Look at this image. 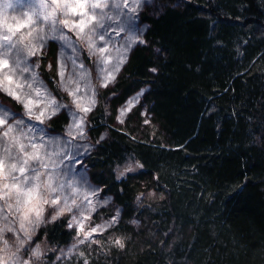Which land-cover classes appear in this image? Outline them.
Returning <instances> with one entry per match:
<instances>
[{
	"label": "trees",
	"instance_id": "obj_1",
	"mask_svg": "<svg viewBox=\"0 0 264 264\" xmlns=\"http://www.w3.org/2000/svg\"><path fill=\"white\" fill-rule=\"evenodd\" d=\"M140 20L144 43L101 91L87 133L88 177L120 209L126 244L105 243L89 264H264V0H154ZM57 50L40 70L63 98L47 69ZM139 92L140 108L117 124ZM67 224L46 223L38 239L68 246Z\"/></svg>",
	"mask_w": 264,
	"mask_h": 264
},
{
	"label": "snow or ice",
	"instance_id": "obj_2",
	"mask_svg": "<svg viewBox=\"0 0 264 264\" xmlns=\"http://www.w3.org/2000/svg\"><path fill=\"white\" fill-rule=\"evenodd\" d=\"M113 7L116 10L112 13L114 16L126 15L121 5ZM106 8L109 5L104 0H11L0 6V92L21 104L28 120L35 119L44 124L45 119H51L67 108L66 105L57 103L53 96L47 99L38 113L34 112V108L39 107L42 100L34 101L33 92L39 97H44L45 93L39 86L35 71L38 64L30 63L29 58L42 54L49 41H52L60 49L57 75L64 83V90L73 97L77 111L85 114L80 116L68 109L71 114L66 135L72 140L77 137L85 139L87 113L95 107V99L93 93V97L88 100L90 106H82L79 102L81 98L76 97V92L80 90L79 80L87 78V86L91 89L87 68L79 59L81 46L88 49L90 57H97V79L102 81V87H107L115 80V74L126 62L130 49V44L127 43L120 48L116 47L113 26L105 23L112 19L109 12L105 11ZM135 8V0L131 5H123V9L128 12L135 11ZM9 9L18 15L9 18L6 15ZM134 19L127 17L126 30L129 32L136 31ZM121 30L125 28L121 26ZM68 33L73 35L69 36ZM115 35L119 36V31ZM139 42L144 43L142 39ZM109 45L119 53L115 64L112 63L111 55L106 56L110 50ZM68 62H71L72 72L65 81L64 73ZM51 67L50 64L49 69ZM77 68L84 71L78 76L75 91L69 90L68 85L73 83V73H76ZM150 71L156 72V69L152 68ZM142 94L141 92L140 95ZM127 103L128 107L121 109L117 116L121 124L124 123L126 112L134 106L131 99ZM145 123L149 121L145 120ZM10 133L15 134L10 136ZM72 140H65L63 144H57L54 140L50 142L46 128L28 124L7 104L0 103V264H31V258L20 255L22 250L25 254L30 251L31 257L40 260L42 253L39 244L34 247L29 245L28 248L24 245L31 241V233L41 223L55 221L65 213H72L67 227L76 228L74 238L77 244L73 245L74 248L85 243L89 246L99 244L100 241L94 236L103 234L117 222V217H113L104 224L89 226L88 222L96 209L91 197H98L100 190L81 181V185H86L88 189L81 192L76 184L63 178L65 171L61 165L65 158L83 163L77 159L81 155L80 145L73 144ZM137 167L142 168L143 165L137 162ZM127 170L133 169L129 166ZM45 206L54 209L47 219L43 216ZM13 238L15 243H10ZM113 243L120 249L125 247L121 238H116ZM79 255L82 264H89L83 251ZM56 259L60 260L61 257L57 256Z\"/></svg>",
	"mask_w": 264,
	"mask_h": 264
},
{
	"label": "rangeland",
	"instance_id": "obj_3",
	"mask_svg": "<svg viewBox=\"0 0 264 264\" xmlns=\"http://www.w3.org/2000/svg\"><path fill=\"white\" fill-rule=\"evenodd\" d=\"M153 1L154 0H143V2L141 3V0H135V3H136L135 11L128 12L126 9H123V5L125 3L131 5L133 3V0H104V2L109 5V8H106L105 11L109 12V15L112 16V19L106 20L105 23H106V25L111 24L113 26L112 34H113L114 41L116 42V47L120 48L122 45H124L126 43L130 44V49L127 52L126 62L121 66L120 71L115 74V80L112 81L111 83H109L107 87H102L101 86L102 81L97 79V57L96 56L90 57L88 49L86 47H84L83 45L81 46L82 51H81V54L79 55V59L81 61H83L85 67L87 68L88 77H90V80H91V89L87 86V84H88L87 78L85 80H79V89L80 90L76 92V97L81 98L79 100V102L82 104V106H90V105H88V100L93 97V93H94V99H95V107L92 109L91 112L87 113V119L85 122V139L81 140L79 137H77V139L72 140L71 137L66 135L68 125L70 123V114H71L68 111V109H71V111H73V112H77V114L80 116H83L85 114L83 112L77 111L75 104L73 103V97L69 96L68 91L64 90V83L61 81L60 77L57 75V61H58V56L60 55V49L58 48V46L55 42L49 41L47 49L42 54L29 58L30 63L35 62L38 64V67L35 69V71L38 74V80L40 82L39 86H40L42 92L45 93L44 97H39L35 94V92H33L32 99L34 101L35 100H42L40 106L37 108H34V112L38 113L40 111V109L45 106V103H47V99H49L53 96L56 98L57 103H59L61 105H66L67 108L62 109L58 114L52 116L51 119H45L44 124H40L39 121H37L35 119L28 120V117L26 115H24L25 110L22 107V105L18 104L15 100H12L11 97L5 95L3 92H0V103L7 104L8 107H10L14 112H16L17 114L22 116L28 124L33 125L36 128H46L47 136H48L50 142L54 140L57 142V144H63V142L65 140H72L73 144L80 145L79 152L81 153V155H79L77 157V159L82 160L83 163H75L70 158H65V160L63 161V163L61 165V168L65 171V175L63 178L65 180H68V181L76 184L81 192H85L88 190L86 185H91L92 187H95V188L100 190L98 193V197L97 196L91 197L93 204L96 205V209L91 215V220L88 222L89 226L96 225V224H104V223L110 221L113 217H117V222L112 227H109L106 231L103 232V234H99V235L94 236L95 239L100 241L99 244H92L89 246L87 243H85V244L78 245V247H76V248L73 247V245L77 244V240L74 238L75 232H76L75 226L73 228H71V231L73 232V235H74L72 242L68 246H66L62 249H55V248L50 247L46 241L38 239V235H39L38 233H39L40 228L46 224V223H41L39 225V227H37L35 229V232L31 233V236H32L31 241H29L28 243H26L24 245L25 248H28L29 245L34 247L35 244H39L40 250L42 253L40 260H35L34 257H31L30 251L27 254H25V252L22 250L20 253V255L25 256V258H31V264H82V258L79 255L80 251L84 252L85 257L88 259V261L90 263V258H89L90 254L98 251V249L101 246H104L105 243L107 246L116 247L114 245L113 241L116 238H121V239H123L124 244H126V239L118 233L120 231V230H118L119 229L118 228L119 222L121 219L120 209L116 210V208L113 204V198L109 195L104 194L102 188L93 184L90 181L88 174H87L86 161L89 158L91 152L94 150L93 143H91L90 140L87 138V133H89V131H88V128H89L88 118L95 111V109H96V107L100 101L101 91H103L109 87L111 88L114 86L118 75L121 73V71L125 67V65H126L128 59L130 58L134 48L136 46H138L139 44H141L139 42L141 39L144 41V36H145V32H146V25L140 20V12L145 10L149 6V4H151ZM9 2H11V0H0V6H2L5 3H9ZM26 2H27V0H26ZM116 4L121 5V9L126 13V15H121L120 17H116L112 14L114 11H116L113 7ZM110 9H112V11H110ZM6 15L9 18H11L12 15H18V13L13 12L12 9H9L7 11ZM127 17L135 18L134 19V28L136 30L135 32H129L126 30ZM121 26H123L125 28V30H121ZM116 31H119V36L115 35ZM68 35L72 36L73 34L68 33ZM53 43L58 48L57 57H56V65H54L52 63V67H51V69H49L50 63H48L47 69L49 71H52L53 68H56L55 77H56V81L58 83L59 91H60L63 98H59L58 95H56L52 91L49 83L43 77V74L41 73V70H40V63L42 61V57L45 54V52L49 51V47ZM97 43H99V41H97ZM109 49H110L109 53H106V56L111 55L113 57L112 63L115 64L116 58L118 57L119 53L117 51H115V49L111 45H109ZM108 67L110 68L111 65H108ZM83 71H84L83 69L77 68L76 73H73V83L71 85H68L69 90L75 91V89L77 88L76 81L78 79L79 74L82 73ZM70 72H72V67H71V62H68V67L65 69V73H64L65 81L67 80ZM112 99H113V95L109 97V101H112ZM130 99L133 101L134 106L131 107L130 111L126 112L123 124H125L127 118L134 111H136L140 108L142 95H140V92H139L135 96H132L131 98H129L127 100V102ZM127 102L125 103V105H123V107H121L119 109L117 116L119 115L121 109H126L128 107ZM62 114H67L68 120H69L65 131L61 134L52 133L51 130L49 129V125H48L49 122L52 119H54L57 116L62 115ZM46 115H47V113H46ZM117 124H121V123H119L117 121ZM14 134L15 133H10V136L14 135ZM129 166L132 167V169H133L132 171L127 170ZM138 169H139V167H137V165L130 163V164L125 165L124 168L120 172H118L117 174H118V176H121V175L136 172ZM81 181H86V185L82 186ZM78 203H79V201H78ZM85 203H87V201H85ZM73 210L75 211V209H73ZM53 211H54V209H52L48 206H45V211L43 213L44 218L47 219ZM71 215H72V213H65L64 215L60 216L59 218H65L69 222V220L71 219ZM8 235L11 236V233H8ZM22 235H23V233H21V236ZM10 243H15V238H13V240H11ZM107 246L102 248V249H106ZM100 251L101 250H99L98 253H100ZM68 253H70V254H68ZM66 254H68V255H66ZM57 256H60L61 259L57 260L56 259Z\"/></svg>",
	"mask_w": 264,
	"mask_h": 264
}]
</instances>
